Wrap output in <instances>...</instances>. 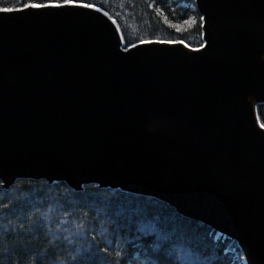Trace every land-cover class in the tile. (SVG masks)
<instances>
[{"label": "water", "instance_id": "95a60500", "mask_svg": "<svg viewBox=\"0 0 264 264\" xmlns=\"http://www.w3.org/2000/svg\"><path fill=\"white\" fill-rule=\"evenodd\" d=\"M194 3L197 47H125L80 2L0 12V186L152 197L264 264V0Z\"/></svg>", "mask_w": 264, "mask_h": 264}, {"label": "trees", "instance_id": "16d2710c", "mask_svg": "<svg viewBox=\"0 0 264 264\" xmlns=\"http://www.w3.org/2000/svg\"><path fill=\"white\" fill-rule=\"evenodd\" d=\"M61 2L0 0V8ZM73 2L106 11L125 47L151 39L202 44L194 0ZM256 114L264 126V103ZM242 259L236 241L152 197L94 184L75 191L43 179L0 186V264H238Z\"/></svg>", "mask_w": 264, "mask_h": 264}, {"label": "snow or ice", "instance_id": "6c2138e0", "mask_svg": "<svg viewBox=\"0 0 264 264\" xmlns=\"http://www.w3.org/2000/svg\"><path fill=\"white\" fill-rule=\"evenodd\" d=\"M64 3L65 4H72L73 3V0H64ZM48 6H56V7H59L61 5H44V4H25L23 5L22 8H0V12H12V11H22L24 10V8H28V7H32V8H39V7H48ZM85 7H92V5H84ZM186 24H191V23H195V21H185ZM177 31H180L179 28H177ZM152 41H148V40H141L140 43H150ZM160 42H171V41H160ZM177 42H180V43H183V41H177Z\"/></svg>", "mask_w": 264, "mask_h": 264}, {"label": "rangeland", "instance_id": "374dc122", "mask_svg": "<svg viewBox=\"0 0 264 264\" xmlns=\"http://www.w3.org/2000/svg\"><path fill=\"white\" fill-rule=\"evenodd\" d=\"M238 264H245L244 258L238 262Z\"/></svg>", "mask_w": 264, "mask_h": 264}]
</instances>
